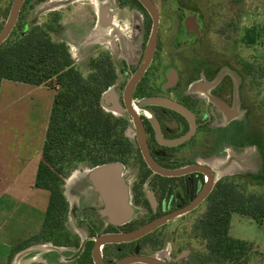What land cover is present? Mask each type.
<instances>
[{
    "label": "rangeland",
    "instance_id": "374dc122",
    "mask_svg": "<svg viewBox=\"0 0 264 264\" xmlns=\"http://www.w3.org/2000/svg\"><path fill=\"white\" fill-rule=\"evenodd\" d=\"M94 1L113 10L114 25H101L100 29L92 25V16L96 12ZM154 1L165 14H168L175 3L195 9L200 7L206 25L204 47L199 51V48L178 49L168 45L167 40L172 34L171 24L165 22L158 58L162 70L176 69L184 75V83L189 85L207 81L208 74H212L213 79L217 77L218 81L228 71L237 75L231 86L230 108L234 115L232 123L227 127L214 128L212 140L208 138L209 133L201 135L202 142L210 140L212 150L210 157H205L203 150L198 155L203 157L202 162L206 161L215 170V186L219 181L234 180L246 187L248 193L264 196V133H255L256 138H252L250 133L255 119L260 120L261 126L264 125V78L250 76L244 80L241 76L244 65L264 67V0ZM14 2L15 0H0V32L9 18ZM33 28H40L53 42L65 44L76 67L85 78H89L96 73L90 66L93 60L102 65L111 64L116 72L122 71V68L133 69L142 53L143 42L148 39L151 23L147 24L141 13L125 8L124 3L119 4L117 0H27L8 43L20 40ZM112 43H117L119 47L113 50ZM123 58L126 59L125 62ZM120 73L117 76H121ZM213 82H210L212 86ZM117 83L121 84V79ZM50 84L48 82L41 87L53 90L56 95V90L52 88L54 86L50 87ZM197 92L200 100L206 103L212 95L204 89H198ZM120 96L121 93L114 87L108 89L102 97V108L106 114L123 118L129 123L130 119L120 105ZM51 115L47 120L45 140ZM126 134L135 142L131 127ZM131 160L128 165L122 164L121 178L125 185L129 219H136L146 214L145 208L134 202V191L136 187L137 196L141 191H148L142 185L147 172ZM93 169L81 164L65 179L63 191L69 209L60 228L62 232L73 236L86 235L77 214L83 212L90 203L99 205V197L102 199L89 182ZM155 197L159 202L158 198L161 196L158 192ZM207 208L208 200L194 214L170 223L158 233L159 238L155 240L162 250L156 248L150 254L154 257L162 254L171 257L173 253L176 255L187 250L190 252V264H199L195 255L202 251L203 243L194 238L193 228ZM230 231L233 238L248 243L249 264H259L262 255L258 250L264 253V222L257 223L249 217L234 214ZM49 234V230L43 232V242L50 243L46 246L55 245L53 241L57 240L56 236L50 237Z\"/></svg>",
    "mask_w": 264,
    "mask_h": 264
},
{
    "label": "flooded vegetation",
    "instance_id": "af4514ba",
    "mask_svg": "<svg viewBox=\"0 0 264 264\" xmlns=\"http://www.w3.org/2000/svg\"><path fill=\"white\" fill-rule=\"evenodd\" d=\"M151 1L159 14L155 54L147 69L138 80L134 81L145 61L154 21L140 0H117L119 4L124 3L125 8L141 13L147 24L151 23V29L148 39L143 42L142 53L136 66L133 69L119 70L122 77L117 76L118 72L114 70L116 78L108 88L114 87L121 93L120 105L130 119L127 130L131 127L134 132L135 142L131 141L134 145V155L130 160L138 163L147 172L142 179V185L148 191L143 192L140 189L138 196L136 187L134 191V202L145 208V216L136 219L128 217L124 222L117 223L107 213V205L103 198L99 197V205L90 203L83 212L77 214L79 224L85 228L86 235L73 236L61 232L62 235L53 241L55 245L46 246L50 243L43 242L41 233L29 238L14 250L11 253L10 264L14 263L15 258L18 264H122L131 257L154 258L165 264H190V252L187 250H182L176 255L173 253L171 257L165 254L154 257L150 253L156 248H161L155 243L159 238L158 233L177 219L194 214L209 198L192 211L185 212L186 208L200 198L208 184L206 174L192 168L207 166L213 170V175L216 177L215 170L206 161L202 162L203 157L198 155V152L203 150L204 156H209L212 150L210 140L215 134L214 128L227 127L232 123L234 115L230 108L231 86L237 75L228 71L226 76L218 81L217 77L213 79L212 74H208L207 81L198 82V85H189L184 83V75L176 69L162 70L158 58L165 22L171 24L172 34L167 40L168 45L171 44L178 49L199 48V51L204 47L206 25L200 7L195 9L175 3L168 14H165L154 0ZM94 4L96 12L94 11L92 16V25L96 27L99 24L114 25L113 10L109 6L102 7L97 1H94ZM21 12L22 9L15 27ZM118 47L117 43H112L113 50ZM125 60L123 58L124 62ZM241 73L244 80L249 77L243 69ZM120 79L121 84H118ZM211 81H214V86L210 84ZM198 89L212 93L207 103L200 100ZM217 103H221L223 108ZM203 133H209L208 138L211 139L202 142ZM129 162L124 165H128ZM160 171L181 172V174L169 176ZM157 192L161 196L158 198L159 202L155 197ZM173 214L177 215L176 218L139 239L118 243L99 242L104 237L128 236L158 219ZM130 264L144 263L137 261Z\"/></svg>",
    "mask_w": 264,
    "mask_h": 264
},
{
    "label": "trees",
    "instance_id": "16d2710c",
    "mask_svg": "<svg viewBox=\"0 0 264 264\" xmlns=\"http://www.w3.org/2000/svg\"><path fill=\"white\" fill-rule=\"evenodd\" d=\"M8 40L0 47V84L3 80L35 86L50 82L56 90L35 187L50 193L43 232L49 230L50 237L57 239L69 209L63 191L66 177L81 164L91 168L126 164L134 155V145L126 136L127 120L102 108L103 94L116 78L111 64L93 60L90 66L96 73L85 78L66 45L53 42L40 28L16 42ZM242 69L249 77L264 78V67ZM257 132L264 133V125L255 119L252 138ZM234 214L264 222V196L248 193L234 180L219 181L206 213L193 228L194 238L203 243L195 255L199 264H249L248 243L230 235Z\"/></svg>",
    "mask_w": 264,
    "mask_h": 264
},
{
    "label": "crops",
    "instance_id": "0c3cea01",
    "mask_svg": "<svg viewBox=\"0 0 264 264\" xmlns=\"http://www.w3.org/2000/svg\"><path fill=\"white\" fill-rule=\"evenodd\" d=\"M54 99L41 86L0 85V264H10L14 249L43 231L50 193L35 183Z\"/></svg>",
    "mask_w": 264,
    "mask_h": 264
},
{
    "label": "water",
    "instance_id": "95a60500",
    "mask_svg": "<svg viewBox=\"0 0 264 264\" xmlns=\"http://www.w3.org/2000/svg\"><path fill=\"white\" fill-rule=\"evenodd\" d=\"M26 1L27 0H15L11 13H10L9 20L5 28L0 34V46L8 39L11 32L13 31L17 23L20 11ZM140 2L146 7V9L152 15L153 21H154V29H153L152 38L150 40L149 46L146 51L145 61L141 67L138 77L134 81L140 78V76L149 66L155 54L157 30L159 26V14H158L155 4L151 0H140ZM131 86H133V84ZM217 104H219V106L223 108V105H221V103H217ZM122 166L123 165L120 163H109V164H104V165L95 167L89 179L90 184H92L96 188V190L99 192V194L105 201L107 205V210H108L107 213L117 223L124 222L129 217V206L127 204V199H126L125 185L121 178V167ZM192 170H199L202 173L206 174L208 178V184H206L200 198L196 202H194L192 205H190L188 208H186L185 212H190L193 209H195L198 205L203 203L205 199L209 197V195L212 193L215 187L216 177H214L213 170L211 168L207 166H197L195 168H192ZM160 173H163L169 176L181 174V172H162V171H160ZM176 216H177L176 214L165 216L149 224L147 227L133 234H129L128 236L106 237V238L104 237V238H101L99 242L102 241L103 243H118L122 241H131V240L139 239L145 236L146 234H148L149 232L164 225L168 221L173 220L174 218H176ZM137 261L142 262L144 264H165L154 258H147V257H142V258L131 257V258H128L126 261H124L122 264H130L132 262H137ZM17 262L18 260L17 258H15V261L13 264H16Z\"/></svg>",
    "mask_w": 264,
    "mask_h": 264
},
{
    "label": "bare ground",
    "instance_id": "6f19581e",
    "mask_svg": "<svg viewBox=\"0 0 264 264\" xmlns=\"http://www.w3.org/2000/svg\"><path fill=\"white\" fill-rule=\"evenodd\" d=\"M101 28V27H100ZM100 28H98V29H100Z\"/></svg>",
    "mask_w": 264,
    "mask_h": 264
}]
</instances>
